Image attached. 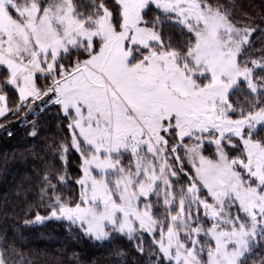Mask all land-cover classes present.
Masks as SVG:
<instances>
[{
    "label": "snow or ice",
    "instance_id": "1",
    "mask_svg": "<svg viewBox=\"0 0 264 264\" xmlns=\"http://www.w3.org/2000/svg\"><path fill=\"white\" fill-rule=\"evenodd\" d=\"M90 7L0 0V117L54 105L69 131L63 170L40 179L45 214L23 224L122 236L145 264H249L264 246V47L249 51L264 29L219 0ZM70 149L75 195L63 193Z\"/></svg>",
    "mask_w": 264,
    "mask_h": 264
},
{
    "label": "trees",
    "instance_id": "2",
    "mask_svg": "<svg viewBox=\"0 0 264 264\" xmlns=\"http://www.w3.org/2000/svg\"><path fill=\"white\" fill-rule=\"evenodd\" d=\"M75 2L83 11H91V0ZM106 2L110 4L112 0ZM219 2L231 5L238 21L251 22L252 26L264 29V0ZM175 31L178 30L172 25L165 28V32ZM251 39L249 51L253 58L259 57L262 54L259 49L264 47V32L253 33ZM6 91L12 107L18 94L11 88ZM66 123L59 107L54 105L37 109L35 113L24 110L0 117V125H4L0 128V250L5 252L9 264H145V257L136 252L134 242L122 236L100 243L83 237L76 229L69 233L64 224L56 221L23 224L37 210L45 214L38 203L40 179L53 167L63 170L57 157L60 143L69 138ZM33 124L36 136L30 135ZM79 163L78 154L70 149L67 164L70 179L63 189L65 195H75L78 191L72 181L80 174ZM29 206H33L31 212ZM121 251L126 255L117 258V252ZM261 261H264V246L254 249L249 257V264H261Z\"/></svg>",
    "mask_w": 264,
    "mask_h": 264
}]
</instances>
